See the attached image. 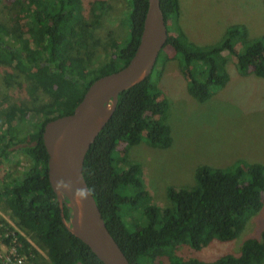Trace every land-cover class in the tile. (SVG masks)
Returning a JSON list of instances; mask_svg holds the SVG:
<instances>
[{
    "label": "trees",
    "instance_id": "obj_1",
    "mask_svg": "<svg viewBox=\"0 0 264 264\" xmlns=\"http://www.w3.org/2000/svg\"><path fill=\"white\" fill-rule=\"evenodd\" d=\"M4 1L13 0H0V6ZM14 1L20 8L21 24L9 27L0 18V63L17 69L50 99L32 107L11 105L2 114L0 164L11 158L16 144L24 142L21 149L32 165L21 176L0 181V201L12 211L19 228L47 248L53 264H105L63 220L49 178L43 131L48 121L72 113L96 79L130 62L140 43L149 0H129L127 44L97 68H89L88 60L76 51L78 45H84L83 37L91 26L83 14V0ZM95 4L100 10L108 8L100 0ZM161 7L168 39L155 65H159L160 75L164 63L180 61L188 90L199 101H206L230 81L226 55L235 57L241 74L264 77V36L254 37L246 25L235 24L227 28L222 40L200 44L173 22L180 14V0H161ZM151 78L152 74L119 94L114 114L86 154L84 175L110 232L132 264H263L264 231L261 238H248L238 255L204 260L174 254L182 245L198 250L215 240H234L263 205L264 165H201L194 186L171 185L168 205L152 202L142 164L128 157L130 149L144 138L160 148L173 141L171 127L161 119L168 112L169 101L160 89L150 88ZM27 115L34 117L30 121L33 129L19 137L18 127ZM142 202L146 203L143 209ZM64 207L69 220L70 208ZM138 208L139 218L129 219ZM15 234L24 253H37L25 236Z\"/></svg>",
    "mask_w": 264,
    "mask_h": 264
},
{
    "label": "rangeland",
    "instance_id": "obj_2",
    "mask_svg": "<svg viewBox=\"0 0 264 264\" xmlns=\"http://www.w3.org/2000/svg\"><path fill=\"white\" fill-rule=\"evenodd\" d=\"M97 1L83 0V14L91 26L83 37L84 45H78L76 49L88 60L89 68H97L113 58L129 38V0H100L108 6L102 10L95 4ZM15 3L14 0L4 1L0 6V18L9 27L21 24L20 8ZM173 22L200 44L222 40L227 28L235 24L246 25L254 37L264 36V0H180V14ZM226 57L230 81L216 89L206 101L197 100L189 92L188 79L180 61L164 63L160 68L161 75L159 65L152 72L150 88L160 89L169 101L168 112L161 119L171 127L173 141L169 147L160 148L151 146L144 138L130 149L128 157L142 164L151 201L160 207L169 204V186L190 187L196 184L195 172L201 165L221 168L237 163H242L244 167L255 163L264 165V77L241 74L235 67V57ZM49 99L44 91L34 89L17 69L0 63L1 124H4L2 114L11 105L32 107ZM32 118L27 115L19 125V137L33 129ZM25 144H16L11 158L0 164L1 182L21 176L32 165L31 158L21 149ZM139 204L142 209L146 205L145 202ZM139 215L138 208L128 218L138 219ZM7 231L10 236L6 235ZM263 231L264 202L234 240H215L198 250L182 245L175 248L174 254L204 260H213L228 253L238 255L248 238H261ZM12 232L21 233L37 250V253H22L24 264H53L47 248L19 228L12 211L4 201H0L2 252L11 247ZM3 241L7 244L5 247H1ZM164 261L168 262L169 258L165 257Z\"/></svg>",
    "mask_w": 264,
    "mask_h": 264
},
{
    "label": "water",
    "instance_id": "obj_3",
    "mask_svg": "<svg viewBox=\"0 0 264 264\" xmlns=\"http://www.w3.org/2000/svg\"><path fill=\"white\" fill-rule=\"evenodd\" d=\"M168 39L161 0H149L140 43L130 62L96 79L75 110L45 124L48 173L64 222L105 264H132L110 232L84 175L86 154L114 114L119 94L152 74ZM70 208L69 220L64 205Z\"/></svg>",
    "mask_w": 264,
    "mask_h": 264
},
{
    "label": "built area",
    "instance_id": "obj_4",
    "mask_svg": "<svg viewBox=\"0 0 264 264\" xmlns=\"http://www.w3.org/2000/svg\"><path fill=\"white\" fill-rule=\"evenodd\" d=\"M10 234L11 233L7 231L6 235L10 236ZM11 243L10 249L5 250V252H2V248H0V264L1 262L6 264H24V256L22 255L24 252L21 249V245L18 243V236L15 232H12ZM6 245V242L3 241L1 247H5Z\"/></svg>",
    "mask_w": 264,
    "mask_h": 264
}]
</instances>
